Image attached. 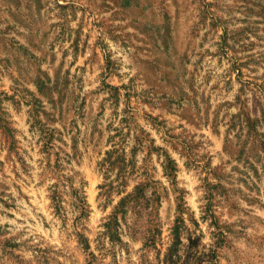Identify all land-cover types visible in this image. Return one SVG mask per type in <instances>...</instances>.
Returning a JSON list of instances; mask_svg holds the SVG:
<instances>
[{"label":"rangeland","instance_id":"374dc122","mask_svg":"<svg viewBox=\"0 0 264 264\" xmlns=\"http://www.w3.org/2000/svg\"><path fill=\"white\" fill-rule=\"evenodd\" d=\"M0 264H264V0H0Z\"/></svg>","mask_w":264,"mask_h":264}]
</instances>
